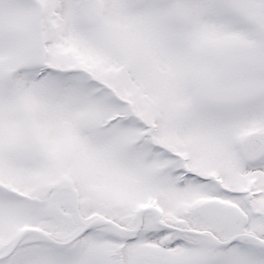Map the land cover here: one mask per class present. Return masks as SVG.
I'll return each instance as SVG.
<instances>
[{
	"label": "snow or ice",
	"instance_id": "6c2138e0",
	"mask_svg": "<svg viewBox=\"0 0 264 264\" xmlns=\"http://www.w3.org/2000/svg\"><path fill=\"white\" fill-rule=\"evenodd\" d=\"M0 264H264V0H0Z\"/></svg>",
	"mask_w": 264,
	"mask_h": 264
}]
</instances>
